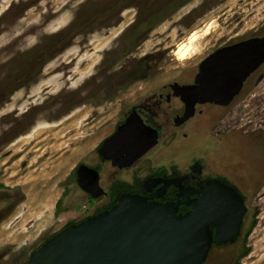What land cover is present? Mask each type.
Wrapping results in <instances>:
<instances>
[{"label":"rangeland","instance_id":"obj_1","mask_svg":"<svg viewBox=\"0 0 264 264\" xmlns=\"http://www.w3.org/2000/svg\"><path fill=\"white\" fill-rule=\"evenodd\" d=\"M192 32L195 51L180 60L174 49ZM253 36H264V0H0V264H29L60 229L68 215L58 219L55 207L70 173L123 105ZM142 61L153 77L125 80ZM251 75L219 129L252 119L264 131V63ZM112 82L124 87L116 98L105 92ZM207 129L183 141L192 153L214 149ZM256 192L246 236L213 249L205 264H264V186Z\"/></svg>","mask_w":264,"mask_h":264},{"label":"flooded vegetation","instance_id":"obj_2","mask_svg":"<svg viewBox=\"0 0 264 264\" xmlns=\"http://www.w3.org/2000/svg\"><path fill=\"white\" fill-rule=\"evenodd\" d=\"M201 63L195 70L185 71L190 76L166 83L158 90L146 91L121 107L113 129L92 149V155L70 173L55 207L58 219L63 214L68 215L59 230L110 210L126 193L144 196L149 201L175 202L183 197L179 196L182 186L186 198L192 200L199 198L201 190L210 182L219 181L240 195L244 213L234 241L230 237L239 219V199H236L234 210L224 212L221 221L224 223L223 242H219L216 228L210 226L214 234L207 259L213 249L234 245L246 236L252 223L249 222L250 198L255 193L260 194L256 191L264 186V131H255L252 119L231 129L219 128L252 75L228 104L198 100L192 114L184 119L192 101L188 96H182L178 84L198 85ZM150 67L148 61L143 62L125 71L123 77L130 82L146 80L153 77L154 70ZM141 72L149 74L138 79L137 73ZM111 84L105 86V92L112 94L110 91H115L110 98H116L124 87ZM204 123L208 126L204 140H213L215 147L192 153L195 145H186L183 141L192 143ZM177 141L181 144L176 145ZM181 152L185 154L178 155ZM212 162L216 163L215 167ZM182 207L185 208L183 213L189 212L192 203L179 204V212Z\"/></svg>","mask_w":264,"mask_h":264},{"label":"water","instance_id":"obj_3","mask_svg":"<svg viewBox=\"0 0 264 264\" xmlns=\"http://www.w3.org/2000/svg\"><path fill=\"white\" fill-rule=\"evenodd\" d=\"M263 63L264 36L214 51L201 63L198 85L178 84L182 96L192 101L184 119L198 100L228 104ZM201 192L199 198L188 200L180 186L183 197L166 203L123 194L110 210L53 234L31 253L29 264H204L213 241L210 226L223 242L224 212L234 210L239 199V219L230 237L234 241L244 206L240 195L219 181ZM181 203H192V210L179 212Z\"/></svg>","mask_w":264,"mask_h":264},{"label":"bare ground","instance_id":"obj_4","mask_svg":"<svg viewBox=\"0 0 264 264\" xmlns=\"http://www.w3.org/2000/svg\"><path fill=\"white\" fill-rule=\"evenodd\" d=\"M209 31H210V28L208 27L205 30V32L208 33ZM196 39H197V33L192 32V35L190 36L188 42H182L174 49V54L177 56L178 59L186 60L192 56L193 52L195 51V46L193 45V42ZM36 179H37L36 182H39V179L38 178Z\"/></svg>","mask_w":264,"mask_h":264},{"label":"trees","instance_id":"obj_5","mask_svg":"<svg viewBox=\"0 0 264 264\" xmlns=\"http://www.w3.org/2000/svg\"><path fill=\"white\" fill-rule=\"evenodd\" d=\"M184 210H185V208L182 207V208L180 209V212L183 213ZM249 251H250V248H249V247H245L244 250H243V252H242V255H246Z\"/></svg>","mask_w":264,"mask_h":264}]
</instances>
